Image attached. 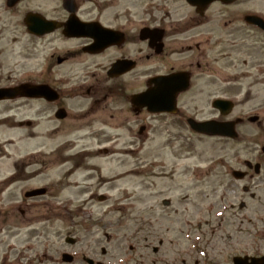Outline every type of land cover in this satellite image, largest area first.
<instances>
[{"label":"rangeland","instance_id":"obj_1","mask_svg":"<svg viewBox=\"0 0 264 264\" xmlns=\"http://www.w3.org/2000/svg\"><path fill=\"white\" fill-rule=\"evenodd\" d=\"M156 2L147 0V9ZM3 3L0 0V29H10L3 32L4 38L0 36V85L32 75V61L20 63L18 55L22 43L30 50L31 38L14 27L16 22L27 11L50 16L58 4L22 0L15 8L4 9ZM133 3L130 10L138 28L144 7L141 0ZM237 3L232 12L238 8L264 12V0ZM161 5L177 17L188 11L183 0H163ZM255 45L251 50L234 49L230 58L212 55L219 76L229 67L230 73L251 72L239 89L212 91L235 98L232 115H264V81L263 86L249 87L259 68L264 73V46ZM40 47L42 58L46 41ZM37 108L31 102H0V119L6 128L14 127L21 118L32 119ZM149 123L143 138L81 142L77 148L102 146L107 152L88 156L85 168L93 165L94 171L70 178L65 176L70 162L59 160L68 153L52 154L65 139L34 137L33 124L18 123L17 133L0 129V181L18 172L17 180L0 182V264H87L82 256L95 264H231L234 254L257 252L253 242L256 231L264 228V209L259 204L264 205V196L256 192L262 198H253L238 181L229 185L227 173L254 156L255 130L247 128L242 138L232 141L194 135L185 124L180 130L160 117ZM86 172L92 179L76 186L72 181ZM38 187H46V194L25 196ZM99 194L107 199L99 201ZM219 239L227 240V245ZM239 240L248 246L239 247ZM64 252L73 254L74 261L64 262Z\"/></svg>","mask_w":264,"mask_h":264},{"label":"flooded vegetation","instance_id":"obj_2","mask_svg":"<svg viewBox=\"0 0 264 264\" xmlns=\"http://www.w3.org/2000/svg\"><path fill=\"white\" fill-rule=\"evenodd\" d=\"M21 1L10 8H15ZM132 1L135 2L70 0L67 7L64 0H57L58 4L50 16L38 11L25 12L14 27L31 38L30 50L28 45L22 43L18 55L20 63L26 61L27 65L28 60L32 61V75L0 87H45L52 96H21L0 102H31L38 107L33 110L32 119L21 118L19 123L35 125V130L30 133L34 137L65 139L52 150V154L68 153V156L59 159L61 163L70 162L65 173L68 178L87 170L89 155L104 151L101 146L77 148L81 142L88 139L101 142L104 137L143 138L147 135L152 117H160L163 122L180 130L185 124L194 135L232 141L228 137L198 133L190 127V121L233 123L238 135L234 140L242 138L241 133L252 128L255 130L252 140L254 156L241 160V167L227 169V173L233 177H230L232 181H229V185L239 181L243 192L261 199L255 193L264 196V115H232L233 110L222 115L214 107V102L229 99L236 106V100L230 95L223 97L212 93L225 87L239 89L242 80L251 72L242 69L230 73L229 67L227 74L219 76L212 55L218 53L230 58L234 49L251 50L256 43L261 49L264 46V12L258 9L239 11V8V12H232V6L243 0H211L195 5L183 0L188 11L177 17L167 9L163 10V0L150 5L148 9L147 0H141L144 17L139 24L141 27L137 28L135 12L130 10L134 6ZM6 2L4 0V9L9 8ZM29 13H34L37 21L42 15L54 25L53 29L31 33L25 21ZM248 15L262 20L250 21L246 18ZM9 29L1 28L0 36L4 38L3 32ZM143 29L146 32H142ZM42 41H46L47 51L41 58L39 51ZM11 42L15 45L17 39ZM42 50L45 52V49ZM1 63L0 60V78ZM258 70L259 74L254 76L255 82L251 79L249 87L256 84L263 86V69ZM258 90L260 92L261 89ZM147 91L161 93L164 106L161 112L151 111ZM89 169L92 171L94 167ZM234 169L241 171L240 179L234 178ZM17 177L18 172H15L9 177L5 176L3 181H14ZM92 177L87 174L73 182L83 183ZM259 204L264 209V205ZM258 231L260 234H257ZM255 240L253 243L257 252L234 254L231 264L237 256L245 258L246 264L252 257L264 262V228L256 231ZM218 241L227 245L225 239ZM243 241L239 240L237 245L248 246Z\"/></svg>","mask_w":264,"mask_h":264},{"label":"water","instance_id":"obj_3","mask_svg":"<svg viewBox=\"0 0 264 264\" xmlns=\"http://www.w3.org/2000/svg\"><path fill=\"white\" fill-rule=\"evenodd\" d=\"M17 0H9L8 4L12 5ZM192 4H199L200 2L205 1H211V0H188ZM230 1V0H228ZM233 1V0H232ZM70 3V0H64L65 6L68 7ZM38 19L35 18V15L29 14L26 18L28 27L30 31L35 33H41L42 31H48L50 29H53L54 25L50 21L43 20L41 17H38ZM249 19H254L253 16H248ZM37 19V20H35ZM79 27V25H78ZM83 27V25H81ZM142 32H146L143 30ZM40 95H46L47 97H51L52 95L49 93V91L45 87H33L29 85H20L15 87H9V88H0V99L4 98H15L17 96H28V97H34V96H40ZM56 97V96H55ZM147 103L151 110L153 111H162L164 109L161 93H149V97L147 100ZM215 107L220 110L222 114H227L229 110L232 107V104L230 102H226L224 100H217L214 103ZM156 109V110H155ZM192 128L196 131L209 134V135H224L229 137H235L236 132L233 128V123H219V122H213V121H206V122H192ZM239 171H234V175L236 177H240ZM45 191L44 189H35L32 191H29L26 193V196H35L43 194ZM62 259L66 262H71L73 260V257L68 254H64ZM89 264H93V261L91 259H85ZM234 264H246L245 260L237 257L234 259ZM248 264H264L263 261L259 259H252V261Z\"/></svg>","mask_w":264,"mask_h":264},{"label":"bare ground","instance_id":"obj_4","mask_svg":"<svg viewBox=\"0 0 264 264\" xmlns=\"http://www.w3.org/2000/svg\"><path fill=\"white\" fill-rule=\"evenodd\" d=\"M4 123H5V120L0 119V129H6L10 133H17L18 131H20V128L15 127V126L19 125L18 123L16 125H14V127H8V128L5 127L6 125ZM10 162L11 161L8 160V163H10Z\"/></svg>","mask_w":264,"mask_h":264}]
</instances>
